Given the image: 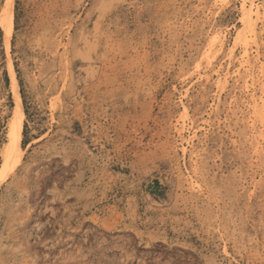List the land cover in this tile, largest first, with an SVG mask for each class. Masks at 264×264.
Listing matches in <instances>:
<instances>
[{"label":"rangeland","instance_id":"1","mask_svg":"<svg viewBox=\"0 0 264 264\" xmlns=\"http://www.w3.org/2000/svg\"><path fill=\"white\" fill-rule=\"evenodd\" d=\"M9 2L0 264H264V0Z\"/></svg>","mask_w":264,"mask_h":264},{"label":"bare ground","instance_id":"2","mask_svg":"<svg viewBox=\"0 0 264 264\" xmlns=\"http://www.w3.org/2000/svg\"><path fill=\"white\" fill-rule=\"evenodd\" d=\"M245 9V8H244ZM5 17L8 24H13V4L12 0H10L9 4L7 5L5 11ZM250 14H246L248 18ZM12 27V26H11ZM9 37V34L7 35ZM9 69L12 75V81L14 86V97L16 101V109L14 112V117L10 123V130H9V142L5 147L2 149V157L3 163L2 167L0 168V186L4 182V180L9 176L11 170L13 169L12 166L19 162L23 156V151L21 149L20 140L22 134V127L24 123V109L21 101V96L18 87V81L16 79V75L14 73L13 67L10 64ZM12 168V169H11Z\"/></svg>","mask_w":264,"mask_h":264}]
</instances>
